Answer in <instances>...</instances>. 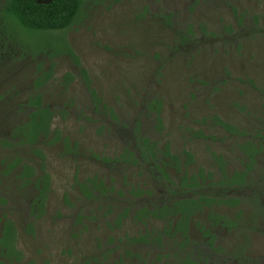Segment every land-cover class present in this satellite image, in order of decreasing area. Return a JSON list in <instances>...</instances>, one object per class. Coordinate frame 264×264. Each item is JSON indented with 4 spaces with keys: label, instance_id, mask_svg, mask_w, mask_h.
Wrapping results in <instances>:
<instances>
[{
    "label": "rangeland",
    "instance_id": "1",
    "mask_svg": "<svg viewBox=\"0 0 264 264\" xmlns=\"http://www.w3.org/2000/svg\"><path fill=\"white\" fill-rule=\"evenodd\" d=\"M55 34L80 64L68 51L51 56L49 48L0 63V138L9 132L7 123L21 116V102L37 92L55 109L52 132H61L38 144L51 177L43 215H31V191L0 172V237L4 220L12 219L16 242L8 243L22 252L11 261L15 257L5 256L0 245V263L264 264V0H83L76 22ZM37 38L46 46L61 45L49 34ZM49 68L52 77L36 89V79ZM66 74L73 75L70 83ZM220 121L247 134L231 133ZM137 122L143 134L182 158L180 170L168 168L176 182L186 169L185 152L193 158L189 174L202 168L219 176L213 153L233 172L245 167L240 143H260L249 186L231 194L242 202L195 213L187 239L165 220L134 218L143 204L168 200L169 190L155 185L143 166L112 168L99 158L129 148ZM18 151L40 169L39 154ZM9 153L0 147V160ZM94 176L123 194L87 199L78 183ZM137 184L150 193L117 223ZM108 204L111 211L117 207L114 212ZM146 234L159 235L162 245L130 242Z\"/></svg>",
    "mask_w": 264,
    "mask_h": 264
},
{
    "label": "trees",
    "instance_id": "2",
    "mask_svg": "<svg viewBox=\"0 0 264 264\" xmlns=\"http://www.w3.org/2000/svg\"><path fill=\"white\" fill-rule=\"evenodd\" d=\"M82 5L83 0H3V3L0 4V63L6 61L8 57H25L29 53L38 55L49 48L48 53L51 56L68 51L80 64L77 55L72 52L65 42V38L56 35L55 32L64 31L72 26L76 22ZM234 13L237 14L236 11ZM46 34L55 37V40L59 41L61 45H55L51 42L47 46L44 45L37 37ZM183 38L186 37L183 36ZM53 66L54 62H51L50 67ZM81 71L89 86L90 80L86 75L87 71L84 68ZM52 74V70L49 68L39 76L35 83L36 89L44 86L52 77ZM66 80L67 83H70L73 80V75L66 74ZM89 89L92 96L99 100L100 98L96 96L95 90L93 88ZM19 111L20 114L22 113L21 116L16 121L7 123L9 132L6 136L3 134V138H0V147L6 149L8 153L10 152L9 155L2 157L0 160L2 166L5 167L0 172L5 177H10L14 183L18 182L19 187L31 191L33 198L30 204V214L38 217L46 211V199L51 189V177L45 165L46 157L38 144L41 138L52 141L57 139L61 136V132H52L51 126L55 117V109L49 103H44L41 92L31 96L27 95L21 102ZM158 120H160L159 110ZM220 124L236 135L244 136L247 134L244 129L239 130L227 122L220 121ZM140 129V123L137 122L134 129V143L125 151L114 156H100L99 158L102 163L112 166V168L122 166L126 169L127 167L143 166L149 173L147 176L153 179L155 185L159 184L161 187L163 185L162 188L169 190L171 197L168 200L162 201L160 204H156L154 201L143 204L136 210L134 218L145 223L152 217L165 220L167 225L171 226L173 232L182 233L187 239L189 220L195 213L203 210L204 207H209L212 211L214 204L237 206L242 202L239 197L231 194L249 186L252 180L251 173L257 168L259 153L262 150L260 143L258 145L252 138L240 143L241 150L245 155V167L242 170H234L233 172H229L228 163L222 155L213 153L215 164L219 167V176H216L213 172L206 174L202 168L197 173L189 174L187 166L189 162L193 161V158L189 152H185L187 158L186 161H183V165L186 169L181 179L176 182L168 168L173 166L180 170L182 158L171 153L169 144L165 148H161L157 140L143 134ZM52 133L54 134L53 137L51 136ZM63 141L67 145L66 147H70L67 137H64ZM23 147H26L29 152L41 156L40 169L36 168L32 162L24 160L22 153L18 151ZM78 185L80 192L87 199L93 201H99L102 197L110 200V197L112 198L111 193L116 191L114 183L107 184L103 179L101 180L96 176L88 177L86 180L79 182ZM116 192L123 194L121 190ZM130 193L133 197L127 201L129 206L121 208V212L117 214L115 220L117 223L120 219L129 217L132 208L136 207L137 203L142 200L143 194L146 195L150 191L137 184L132 185ZM108 206L111 211L113 206L110 204ZM114 208L111 212H114ZM241 212L240 209L237 214L238 217L242 216L243 213ZM253 216L256 217L251 221L257 218V214ZM222 219L228 225L232 223L225 216ZM2 234L3 239L0 245L5 250L4 255L15 257L9 258L11 261L13 259L19 261L22 252L16 253L14 250L16 249L15 244L12 247L8 243L11 240L15 241L17 235L16 226L12 219L4 220ZM10 234L12 237L9 236ZM151 234L134 237L130 242L144 241L162 245L161 237L157 234L150 236ZM181 246L184 247L185 244L181 243ZM191 263L196 262L192 260ZM101 264H105L104 261Z\"/></svg>",
    "mask_w": 264,
    "mask_h": 264
}]
</instances>
